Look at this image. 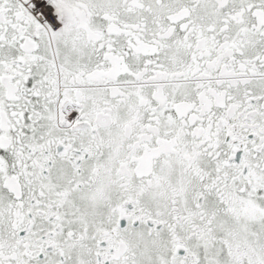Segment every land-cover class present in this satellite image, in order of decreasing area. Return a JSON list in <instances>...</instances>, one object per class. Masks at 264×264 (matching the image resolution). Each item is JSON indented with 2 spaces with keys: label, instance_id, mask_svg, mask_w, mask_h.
I'll return each instance as SVG.
<instances>
[{
  "label": "snow or ice",
  "instance_id": "1",
  "mask_svg": "<svg viewBox=\"0 0 264 264\" xmlns=\"http://www.w3.org/2000/svg\"><path fill=\"white\" fill-rule=\"evenodd\" d=\"M0 264H264V0H0Z\"/></svg>",
  "mask_w": 264,
  "mask_h": 264
}]
</instances>
